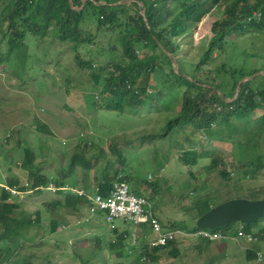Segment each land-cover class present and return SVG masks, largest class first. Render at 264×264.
<instances>
[{
    "label": "rangeland",
    "instance_id": "1",
    "mask_svg": "<svg viewBox=\"0 0 264 264\" xmlns=\"http://www.w3.org/2000/svg\"><path fill=\"white\" fill-rule=\"evenodd\" d=\"M87 1L83 0L82 6ZM254 1L250 0L249 4L253 5ZM170 2L173 5L172 0ZM112 3L115 2H106V5L117 6ZM232 3L234 0H224L197 27L174 39L179 46L175 57L186 73L196 72V63L214 36L213 24L226 17V9ZM139 4L144 10L141 2ZM175 9L178 11L175 13L181 12L179 5ZM122 16L121 22L126 20V15ZM246 16L249 17L248 14ZM244 19L245 16L238 14L233 26L226 29L225 48L217 50L216 56L209 64L203 65L200 72L213 76L224 92L232 88L234 77L230 72L234 70L238 76L245 73L255 87L264 83V27L248 26L242 31ZM96 25L95 15L86 16L83 28L90 29L95 37L89 46L92 49H109L110 42L119 40L124 32V26L117 23L101 29H96ZM52 40L59 55L50 56V60L45 59L37 45L30 48L36 57L29 71L32 79L24 85L10 78L16 71H7L0 65V183L6 180L8 185L9 178L16 177L19 186L26 185V182L31 185L29 170L24 164L28 148L35 154L34 165L54 183V178H61V171L69 168L72 155L82 153L93 160L94 165L90 169L81 165L74 168L72 178L76 177V185L94 194L99 181L107 183L112 180L114 171L111 164L123 168L122 173L127 175L125 178L131 188L139 190L151 201L162 228L170 227L173 222H184L188 226L194 224L199 217L197 204L201 199H209L217 205L232 198H249L250 192L264 188V174L253 178L245 175L244 169L233 166L229 156L232 145L229 143L206 141L220 158L218 169L213 170L208 167L209 159L201 160L195 166L182 162V149L177 145L179 140L185 142L182 135L156 137L154 140L144 138L159 132L168 118L179 113L184 87L172 86L174 93L171 94L170 87L163 89L156 83L158 87L151 90L154 80L142 76L141 84L149 85L151 92L146 91V106L138 109L139 115L133 116L127 111L93 110L95 108L87 97L97 94L91 88L98 82L92 80L88 68H81L76 61L77 51L86 58L90 48L80 45L76 49L69 40L61 41L57 37H51L49 41ZM263 111L259 107L252 116L259 117ZM40 123L48 125L50 131H40L37 127ZM88 128L92 134L83 144L81 134ZM195 134L201 136L204 133L196 131ZM89 142L95 144L90 145ZM112 145L117 146V155L110 151ZM118 152L124 158L123 164L117 161ZM257 153L264 155V146ZM224 169L227 173L223 174ZM60 194L58 191L36 190L17 197L33 224L27 231L28 235L24 232L19 236L21 239L0 242V264H264V238L260 236L243 235L236 241L221 237L204 240L194 233L195 230L185 229L175 232L170 241L177 243V250L168 247L169 252L167 250L163 257L157 255L154 259L141 261V245L112 243V231L106 222L105 212L99 211L93 220L85 221L83 217L86 216L88 202L74 209L70 205L57 204L56 201L64 198ZM120 223L115 221L116 225ZM236 224L231 233L238 230ZM62 225L67 227L62 228ZM124 225L130 232L134 230L131 223ZM259 225L264 226V218ZM151 237L150 232L142 239ZM242 240L247 244L243 243L241 247ZM119 253H131L132 258L126 256L125 260Z\"/></svg>",
    "mask_w": 264,
    "mask_h": 264
},
{
    "label": "trees",
    "instance_id": "2",
    "mask_svg": "<svg viewBox=\"0 0 264 264\" xmlns=\"http://www.w3.org/2000/svg\"><path fill=\"white\" fill-rule=\"evenodd\" d=\"M73 1L72 6L70 0H0V65L7 71H16V73H11L10 78L17 80L21 85L32 79L29 71L32 70L31 62L36 57L30 49L32 46L37 45L45 59L50 60V56H58L59 52L53 40L49 41L51 37H57L61 41L69 40L76 49L80 45L89 47L95 37L92 36L90 29L83 28L86 16L90 17L93 14L97 17L96 29L111 27L117 23L120 27L124 26L122 30L124 32L119 40L110 42L109 49L89 47L90 51L86 53V58L80 52H76L78 65L84 69L88 68L92 80L98 82L97 86L91 88L97 94L92 93L87 97L91 106L95 108L93 110L102 109L116 113L127 111L137 116L139 115L138 109L146 106V91L151 92L159 85L163 89L170 87L168 90L172 94L174 91L171 87L179 85L184 87L179 113L168 118L159 132L149 134L144 138L154 140L156 137L182 135L185 137V142L181 140L177 142L182 149L180 153L182 162L188 166H195L201 160L209 159L208 167L213 170L218 169L220 158L216 156L218 154L214 153V148L206 141L226 142L232 145L229 156L233 160V166L244 169L245 175L253 178L264 174V155L257 153L258 149L264 146V111L259 117L252 116L259 107L264 109V83L262 86L255 87L252 81H246L242 83L238 97L233 101H226V98H234L239 81L247 75L240 73L238 76L237 70L230 72L234 77V83L228 92H224L213 76L200 73L203 65L209 64L214 55L216 56L215 52L225 48L226 29L233 26L238 14L245 16L242 20V31H245L244 29L248 26L264 27V0H255L253 5L249 4L250 0H234V3L227 7L226 17L213 24L214 36L199 62L196 63V72L193 73H186L177 58L178 71H175L172 59L166 51L175 56L179 51V46L174 39L186 34L189 29L193 30L197 27L203 18L211 14L224 0H172L173 5L170 0H135L131 4L124 3L117 6L98 5L95 1L101 0H88L81 10L76 8L82 6L83 0ZM104 1L108 3L119 0ZM139 2L143 4L145 15L141 13ZM177 5L181 9L179 14L175 13V11L178 12L175 9ZM256 10L262 12V19L249 21L246 15L253 16ZM122 15H126V20L121 22ZM37 40L39 42L36 44ZM142 76L147 77L148 80L151 78L154 80L151 84L153 89L149 85L141 84ZM172 104L173 102L170 107ZM37 127L42 132L50 131L46 124L40 123ZM96 129L99 130V128ZM196 131L204 134L196 136ZM90 132L87 135L81 134L84 139L83 144L87 142V136L92 134V131ZM89 144L92 143L89 142ZM94 144L95 142L92 145ZM116 148V145H112L110 151L116 154ZM118 156L117 161L123 164L124 158L120 152ZM34 159L33 150L28 148L24 164L29 170L28 175L33 182L32 186L47 185L52 178L41 173L40 168L34 165ZM78 165L90 169L94 164L93 160L87 158L85 154L76 152L72 155L69 168L61 171V178H54V181L59 186L68 183L86 190L85 187L75 184L78 183L75 176L72 178L74 168ZM111 165L114 171L112 180L107 183L99 181L97 185V191L104 196L109 195L113 180L123 172V168ZM222 173H227V170H222ZM124 176L127 178V175ZM8 183L11 186L17 185L22 191L27 189L25 185H18L20 183L16 177L9 178ZM0 189V227L2 230L0 242L21 239L19 236H23L24 232L28 235L27 231L33 221L23 211V206L16 200V197H13L1 185ZM132 191L137 195H142L139 190L132 189ZM59 193L64 198L56 201L57 204H66L77 209L83 200L86 201L69 192L60 190ZM263 196L264 188L250 192L249 198L258 199ZM13 198L15 199L10 201ZM214 206L209 199H201L197 204L198 216L200 217ZM261 219L248 224L239 222L237 225L238 222H232L213 229H204L230 234L236 224L238 230L231 235L238 238L235 233L242 229L263 239L264 226L259 225ZM170 227L191 231L201 229L197 227L196 222L191 226L184 222H173ZM168 247L178 249L175 242L151 250L147 247L144 249L148 257L154 259Z\"/></svg>",
    "mask_w": 264,
    "mask_h": 264
},
{
    "label": "built area",
    "instance_id": "3",
    "mask_svg": "<svg viewBox=\"0 0 264 264\" xmlns=\"http://www.w3.org/2000/svg\"><path fill=\"white\" fill-rule=\"evenodd\" d=\"M253 19H256L257 21L261 20L262 12L256 11L253 16L248 17L249 21ZM89 133L91 132L87 130L85 133H82V135H87ZM9 136L10 134L8 137ZM5 141L7 142L8 139L5 138ZM5 183L6 182L1 183V186L5 187L11 193V195L16 198L23 194L32 193L36 190H51L53 192H59L61 190L68 193V190L71 187L72 189L69 193H76L78 196L84 198L88 202L87 213L86 216L83 217V220L91 221L97 217L99 211L105 212L106 222L110 225L113 234L112 243L116 245H123L124 242H127L134 246L141 245L142 249L139 250V253L141 254V261L149 258L144 247H147L148 250H151L155 247L166 246L174 238V233L182 230L173 229L171 227L162 228L160 220L155 213L151 201L146 196L135 194L132 191L129 181L122 173L118 174L117 178L113 180L112 186L108 192V196H104L98 191H96L94 194H90L85 189L74 186L72 187L68 183L59 186L53 181H50L47 185L41 184L37 186H32L33 182H31V185L26 182L27 189L25 191L19 190L17 185L11 186ZM14 199L15 198L10 199V201ZM116 220H119L123 223H131L134 226V230L129 233L125 232V230L119 231L117 225L115 224ZM143 226H146L149 233H152L151 238L145 240L142 239L143 237H148ZM65 227L67 226L62 225V228ZM116 231L121 232L119 237H117L118 235ZM194 233L204 240H213L220 237L224 239L237 240L236 236L231 234L228 235L227 233H223L221 231L199 229L194 231ZM243 235H249L250 237H253L254 234L247 233L240 229L237 233V236L239 237ZM129 251L132 250L130 249Z\"/></svg>",
    "mask_w": 264,
    "mask_h": 264
},
{
    "label": "water",
    "instance_id": "4",
    "mask_svg": "<svg viewBox=\"0 0 264 264\" xmlns=\"http://www.w3.org/2000/svg\"><path fill=\"white\" fill-rule=\"evenodd\" d=\"M134 0H120L118 2L112 3V5H118L123 3L131 4ZM71 5L73 6V0H70ZM97 4L106 5L105 1H99ZM143 6V4L141 3ZM83 6L76 8L81 10ZM141 13L145 15V10H142ZM147 24L148 21L145 18ZM166 53L171 57L173 67L175 71H178V63L176 57L170 53ZM253 79V77H250ZM249 80V77H243L237 87V92L234 98H226V101H233L238 97L241 91L242 83ZM220 92V91H219ZM221 94V92H220ZM222 96V94H221ZM264 217V198L250 199L247 197L232 198L228 199L220 204L215 205L210 210L198 217L196 221L197 227L204 228H216L232 222H240L243 224L251 223L259 218Z\"/></svg>",
    "mask_w": 264,
    "mask_h": 264
},
{
    "label": "crops",
    "instance_id": "5",
    "mask_svg": "<svg viewBox=\"0 0 264 264\" xmlns=\"http://www.w3.org/2000/svg\"><path fill=\"white\" fill-rule=\"evenodd\" d=\"M6 181V180H5ZM5 181H3V182H5ZM3 182H1V183H3ZM1 183H0V185H1ZM96 191H97V188H96ZM95 191V192H96ZM82 204H85V201L83 200L82 201ZM144 227V230H145V232H146V234L147 235H149V231H148V229L146 228V226H143ZM236 227H237V225H236ZM117 228L119 229V231H123V230H125V232H127V233H129L130 231H129V229L127 228V227H125V225H124V223L123 222H121L119 225H117ZM119 231H116V233H117V235L118 236H120L121 235V232H119ZM79 233H81V232H79ZM79 233L77 234V235H79ZM112 234V233H111ZM230 234H233V233H230ZM236 235H237V232L235 233ZM229 235V234H228ZM117 236V237H118ZM112 237H113V234H112ZM233 240V239H232ZM233 241H236V240H233ZM125 243H127V242H124V244ZM243 243H246L247 244V242L245 241V240H242V242H241V244H240V246L242 247V245H243ZM114 244V243H113ZM263 248H264V246H262ZM169 248H167V249H165V251H163V252H161V253H159L158 254V256H160V257H163L165 254H167V250H168ZM168 252H169V250H168ZM119 255L120 256H123L124 258L123 259H127L126 258V256H129L130 258H132V256L130 255V254H127V255H124L123 253H119Z\"/></svg>",
    "mask_w": 264,
    "mask_h": 264
},
{
    "label": "bare ground",
    "instance_id": "6",
    "mask_svg": "<svg viewBox=\"0 0 264 264\" xmlns=\"http://www.w3.org/2000/svg\"><path fill=\"white\" fill-rule=\"evenodd\" d=\"M142 261H145L146 262V261H148V259H145V260H142Z\"/></svg>",
    "mask_w": 264,
    "mask_h": 264
}]
</instances>
